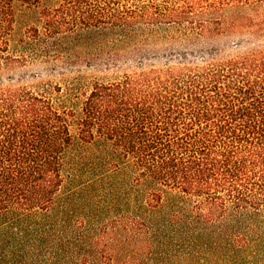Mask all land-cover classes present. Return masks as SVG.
Instances as JSON below:
<instances>
[{"label":"trees","instance_id":"obj_1","mask_svg":"<svg viewBox=\"0 0 264 264\" xmlns=\"http://www.w3.org/2000/svg\"><path fill=\"white\" fill-rule=\"evenodd\" d=\"M50 1L0 0V264H264V0ZM19 5L38 18L15 53ZM104 41L207 54L95 80L78 107L11 82Z\"/></svg>","mask_w":264,"mask_h":264},{"label":"rangeland","instance_id":"obj_2","mask_svg":"<svg viewBox=\"0 0 264 264\" xmlns=\"http://www.w3.org/2000/svg\"><path fill=\"white\" fill-rule=\"evenodd\" d=\"M51 2L42 0L43 4ZM17 35L11 41V50L15 53H21L19 47L20 34L29 24L36 22L38 18L37 10L32 8L25 10L24 6H18ZM240 36L223 34L215 39V47L227 51H237L243 49ZM241 44V45H239ZM238 45V46H237ZM158 48V49H157ZM207 54L206 47L196 46L194 48L177 47L174 51L163 50L162 47H156L144 51V53L134 52L130 45L114 44V42L104 41L100 47H84L81 50H71L66 52L49 50L44 54H37L27 57L24 66L15 69L12 72L11 82L26 83L35 90L46 92L51 96H61L68 100L67 94L72 96L65 103L67 106L78 107V103L87 92L95 80H110L119 77L124 72L137 68L141 64L146 66L154 63L160 65L167 62L188 59H198ZM5 82L9 80L3 79ZM61 88V92L57 90ZM75 92V94H74ZM80 98V99H77ZM73 100V101H71ZM76 122L72 125V131L75 133ZM97 164L101 162L96 159ZM71 171L66 178V186L84 190V198L88 201L93 191L91 189L90 175L88 168L79 164ZM99 170V169H98ZM129 170H125L124 177H129ZM66 188V187H64ZM70 190V189H69Z\"/></svg>","mask_w":264,"mask_h":264}]
</instances>
